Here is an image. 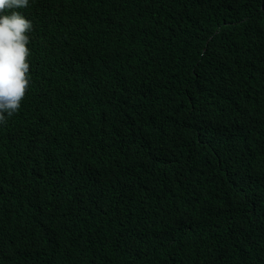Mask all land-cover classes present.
Instances as JSON below:
<instances>
[{"label":"trees","instance_id":"obj_1","mask_svg":"<svg viewBox=\"0 0 264 264\" xmlns=\"http://www.w3.org/2000/svg\"><path fill=\"white\" fill-rule=\"evenodd\" d=\"M62 5L79 43L111 10L102 38L132 41L84 104L74 30L35 8L32 89L0 131V264H264V0Z\"/></svg>","mask_w":264,"mask_h":264},{"label":"clouds","instance_id":"obj_2","mask_svg":"<svg viewBox=\"0 0 264 264\" xmlns=\"http://www.w3.org/2000/svg\"><path fill=\"white\" fill-rule=\"evenodd\" d=\"M62 1L0 0V131L6 130L9 124L7 118L19 111L21 101L29 97L32 89L33 79L28 76L29 36L26 33L31 31L33 22L30 17L35 8L44 9L43 18H49L56 28L67 18L68 28L74 30L72 37L77 43L82 39L81 27L85 18L76 7L65 9ZM5 11L8 14H5ZM105 13L96 15L92 21L94 29L101 37L94 41L82 40L84 44L79 43V51L69 55L73 71L85 73L82 83L70 92L71 97L87 105L92 104L109 89L110 79L119 67L122 55L128 50L129 42L132 41V35L102 38L108 26L107 17L119 12L111 10ZM65 40L66 36L58 35L54 38L55 43H65ZM125 42H128L127 45ZM58 54L62 53L54 51V55ZM18 114L14 117L18 118ZM107 137L113 140L115 149L123 156L134 157V151L137 149L134 144L117 137Z\"/></svg>","mask_w":264,"mask_h":264}]
</instances>
